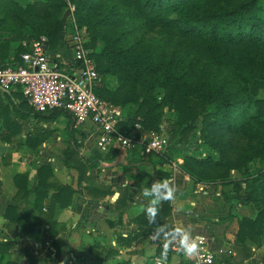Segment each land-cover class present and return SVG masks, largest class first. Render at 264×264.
<instances>
[{
    "label": "trees",
    "instance_id": "16d2710c",
    "mask_svg": "<svg viewBox=\"0 0 264 264\" xmlns=\"http://www.w3.org/2000/svg\"><path fill=\"white\" fill-rule=\"evenodd\" d=\"M72 6L77 26L89 38L87 48L93 51L100 77L96 95L132 110V117L121 120L119 129L131 136L139 124L143 131L160 132L165 110L171 112L175 120L167 159L176 158L173 153L178 147L193 145L194 155L183 156L180 172L196 184L232 187L235 194L231 199L256 211L254 217H238L237 242L261 245L264 98L258 97V91L264 90V0H36L26 7L17 0H0V13L5 16L0 19L4 34L0 43L4 49L14 50L1 59L0 66L22 65L21 55L29 50L23 43L41 37L48 39L49 52L56 53L65 32V15ZM24 110L43 120L67 113L55 109L46 117L28 103ZM195 133L200 138L193 142ZM44 141L42 132L26 139L32 151ZM64 156L66 166L87 169L76 149L64 151ZM258 161L260 170L250 173V164ZM232 172L241 178L233 179ZM37 180L36 188L31 189L28 173L15 176L18 194L23 192L30 207L45 212L50 201L44 213L50 220L45 224L55 242L54 211L72 206L76 191L57 181L51 163L38 170ZM94 190L102 192L93 197L95 201L113 194L98 186ZM126 203L122 197L119 208ZM171 212L170 202L164 201L155 222L145 214L136 222L151 232ZM6 218L23 233L36 225L27 228L35 216L29 209L20 213L15 205L7 208Z\"/></svg>",
    "mask_w": 264,
    "mask_h": 264
},
{
    "label": "crops",
    "instance_id": "0c3cea01",
    "mask_svg": "<svg viewBox=\"0 0 264 264\" xmlns=\"http://www.w3.org/2000/svg\"><path fill=\"white\" fill-rule=\"evenodd\" d=\"M4 17L1 12L0 19ZM3 36L0 32V38ZM0 46L1 63L14 50ZM50 55L65 71L75 73L77 63L67 32L62 34L58 51ZM26 105L19 87L0 91V264H158L164 252L165 264H190L191 259L175 242L176 230L184 229L194 239L206 235L214 247H231L235 256L224 255L220 264H264V240L257 246L237 242L238 217H254L253 207L233 201L235 193L233 189L228 191L232 187L196 184L180 172L183 156L194 155L193 145L178 147L173 153L176 158L171 160L167 159L168 148L161 155L151 156L141 150L123 151L117 147L103 152L96 145L97 131L92 125L72 129L73 116L68 112L54 120H43V116L25 111ZM131 112L124 109L122 120L130 119ZM50 113L43 115L49 117ZM161 127L166 133V123ZM40 132L45 141L32 151L26 139ZM70 148L76 149L86 170L66 166L64 151ZM47 163L52 164L60 184L76 191L72 206L54 211V229L58 232L55 242L45 224L50 220L44 214L50 201L45 212L30 207L23 192L18 194L15 182L16 175L28 173L31 189H35L38 170ZM252 164L258 168L255 171L260 170L259 161ZM165 179L175 187V198L169 201L172 212L162 225L148 232L136 222L143 214L139 209L147 203L141 191L155 180ZM97 186L113 194L95 201L93 197L102 194L94 190ZM122 197L127 203L120 209ZM14 205L20 213L29 209L35 216L27 224V228L36 224L32 231L23 233L17 223L6 218L7 208Z\"/></svg>",
    "mask_w": 264,
    "mask_h": 264
},
{
    "label": "built area",
    "instance_id": "2783aa9c",
    "mask_svg": "<svg viewBox=\"0 0 264 264\" xmlns=\"http://www.w3.org/2000/svg\"><path fill=\"white\" fill-rule=\"evenodd\" d=\"M75 8H70L72 26L71 45L77 69L75 73L65 71L49 52L48 39L41 37L32 41L29 50L21 55L22 65L0 66V91L19 87L28 105L38 113L63 109L73 116V128L92 125L97 131L96 145L103 151L117 147L123 151L141 150L146 155H161L170 145L163 130L143 131L136 125L129 136L119 129L124 110L100 99L96 93L100 77L92 58L93 51L87 48L84 31L74 18ZM199 255L191 258L190 264H220L224 255L235 256L234 250L222 245L214 247L206 235L195 238ZM179 246V237L175 239Z\"/></svg>",
    "mask_w": 264,
    "mask_h": 264
},
{
    "label": "clouds",
    "instance_id": "9594fccd",
    "mask_svg": "<svg viewBox=\"0 0 264 264\" xmlns=\"http://www.w3.org/2000/svg\"><path fill=\"white\" fill-rule=\"evenodd\" d=\"M141 195L147 203L139 209L146 215L150 222H155L159 212V205L164 201H171L175 198V187L170 180H155L150 187H145ZM179 237V247L184 256L194 258L199 255V246L197 241L192 238L188 230H176ZM167 253L164 252L158 259V264H165Z\"/></svg>",
    "mask_w": 264,
    "mask_h": 264
},
{
    "label": "rangeland",
    "instance_id": "374dc122",
    "mask_svg": "<svg viewBox=\"0 0 264 264\" xmlns=\"http://www.w3.org/2000/svg\"><path fill=\"white\" fill-rule=\"evenodd\" d=\"M19 1V4L20 5H22V7H26V6H28V5H31V4H33L36 0H18ZM64 23H65V32H67V37L68 38H70L71 39V35H72V30H71V28H70V21H71V12H67L66 13V15H65V19H64ZM3 34V33H2ZM84 35H85V38H86V41H87V43H88V41H89V38L86 36V34L84 33ZM144 36H146L147 38H149V37H154V36H156V35H153V34H144ZM28 46H29V44H28ZM111 81V85H115V81H113V80H110ZM258 97L260 98H264V90H259L258 91ZM166 111V113H165V117H164V122L163 123H166V136L167 137H169V132H170V130H171V126H172V124H173V122H174V120H175V117H174V115L171 113V112H169L168 110H165ZM168 111V112H167ZM72 124H70V127H72V129H73V126H74V120H72V122H71ZM162 128V127H161ZM162 130H163V128H162ZM165 133V132H164ZM199 138H200V135H199V133H195L194 135H193V142H195V141H199ZM256 165V164H255ZM255 165H251V168H250V171L252 172V171H255L256 169H258ZM234 177H239V178H241V176H240V174H238L237 172H232V178H234ZM230 190H228V191H231L232 190V188H229ZM234 192V191H233ZM235 193V192H234ZM231 208V207H230Z\"/></svg>",
    "mask_w": 264,
    "mask_h": 264
}]
</instances>
